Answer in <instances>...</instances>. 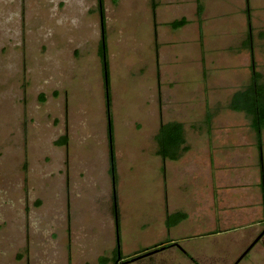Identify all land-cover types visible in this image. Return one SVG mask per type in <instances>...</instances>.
I'll return each mask as SVG.
<instances>
[{"label": "rangeland", "instance_id": "obj_1", "mask_svg": "<svg viewBox=\"0 0 264 264\" xmlns=\"http://www.w3.org/2000/svg\"><path fill=\"white\" fill-rule=\"evenodd\" d=\"M200 2L201 30L196 0H0V264H113L114 201L120 264H264V218L234 217L257 143L227 108L251 64L264 80V0ZM173 121L187 150L162 161L154 137ZM174 212L187 218L168 228Z\"/></svg>", "mask_w": 264, "mask_h": 264}, {"label": "trees", "instance_id": "obj_2", "mask_svg": "<svg viewBox=\"0 0 264 264\" xmlns=\"http://www.w3.org/2000/svg\"><path fill=\"white\" fill-rule=\"evenodd\" d=\"M101 3V0H99ZM203 12V5L200 0H196V17L199 26V30H201V15ZM102 16V13H101ZM186 24L185 19L173 21L170 23V27L172 29H178ZM101 39L98 48V55L101 58L102 65V73L105 87V106H106V116H107V136L109 141V175L112 179L113 185L116 180V172L114 165V157L112 151V120L110 113V99L108 92V68H107V60H106V44H105V35H104V25L101 24ZM252 36L249 31L248 38L243 44L245 47L250 46ZM227 108L234 112H240L245 115L247 120L249 121V127L254 133V137L257 143L258 152L261 154L262 147V130L264 129V82L261 81V75L255 70L254 64H251L250 67V79L249 83L240 90L234 92L229 99L227 104ZM211 120V114L209 112L206 113L205 122L208 125ZM64 140V138H63ZM58 142L59 144L65 143V141ZM154 141L156 143V151L155 154L162 160L168 161H176L178 160L182 153L187 150V147L184 146L185 139L183 133V126L179 122H167L160 124L157 133L154 137ZM263 177V176H262ZM260 188L264 190V182L263 178L260 183ZM115 190V189H114ZM113 190V191H114ZM115 192V191H114ZM115 196V193H114ZM113 210L115 216V233L117 239L119 241V224L117 220V209L116 203L113 202ZM187 218V215L183 212H176L174 214H170L166 216L165 224L166 226L172 227L177 225L180 221ZM214 233V232H213ZM264 235V231L260 234L259 239ZM118 241L116 243L114 254H113V264L115 261L122 260L121 252L117 249ZM170 241L163 242L159 244L160 246L164 243H169ZM159 245L154 246L153 248L159 247ZM119 254V256H118ZM100 264H106V259H100ZM125 263V262H123Z\"/></svg>", "mask_w": 264, "mask_h": 264}, {"label": "crops", "instance_id": "obj_3", "mask_svg": "<svg viewBox=\"0 0 264 264\" xmlns=\"http://www.w3.org/2000/svg\"><path fill=\"white\" fill-rule=\"evenodd\" d=\"M249 31H250V29L247 30V32L245 33V37L246 38H245V40L242 41V44H244L245 41L247 40ZM251 36H252V34H251ZM259 37H260V40L263 41L264 40V32H261L259 34ZM259 74L261 75V81L264 82V80L262 78V74L261 73H259ZM262 141H263V143H262V147H261V154L258 152V154H259V157H258L259 158L258 159L259 163L257 165L258 169L257 168L253 169L252 184L250 186L249 185L246 186L247 190H248V188L251 189L250 194H251V197H252V203L250 205H248V206H246V204H243L244 206H240L239 208H236V210H238V211H236V214L234 215V217L236 218V222H235L236 225H242L243 226V225H246V224H253V223L260 224V221L264 218V190L262 191L261 188H260V183H261L262 178H263V182H264V129L262 130ZM230 190L234 191V189H230ZM236 190H237V188L235 187V191ZM250 194L248 196H246L248 201H250V199H249ZM218 200H219L220 204H223V202H222L223 198H221V197L220 198L219 197L216 198V196L212 197V201L214 203H216L215 205H217V201ZM248 211H250V213H248ZM174 213H176V212H174ZM170 214H172V213H168V215H170ZM248 214H252L251 215L252 216L251 217L252 218L251 221L247 220L248 219ZM262 214H263V217L260 218L258 215L261 216ZM245 215H247V216H245ZM165 219H164V225H165ZM224 219H227V217L224 218ZM177 225H174L171 228H175ZM228 230H231V229H228ZM232 230L234 231V229H232ZM218 233H220V232L216 231V234H218Z\"/></svg>", "mask_w": 264, "mask_h": 264}, {"label": "water", "instance_id": "obj_4", "mask_svg": "<svg viewBox=\"0 0 264 264\" xmlns=\"http://www.w3.org/2000/svg\"><path fill=\"white\" fill-rule=\"evenodd\" d=\"M258 238H259V237H257V238L253 241L252 245L258 240ZM117 241H118V239H117ZM252 245H250L249 248H250ZM117 249L119 250V246H118V245H117ZM155 252H157V250H152V251L148 252L146 255H151V254H153V253H155ZM118 256H119V254H118Z\"/></svg>", "mask_w": 264, "mask_h": 264}, {"label": "flooded vegetation", "instance_id": "obj_5", "mask_svg": "<svg viewBox=\"0 0 264 264\" xmlns=\"http://www.w3.org/2000/svg\"><path fill=\"white\" fill-rule=\"evenodd\" d=\"M259 241V240H258ZM253 247V246H252ZM247 252H249V251H247ZM247 252H245V253H247ZM121 263V260H119V261H115L114 262V264H120Z\"/></svg>", "mask_w": 264, "mask_h": 264}]
</instances>
